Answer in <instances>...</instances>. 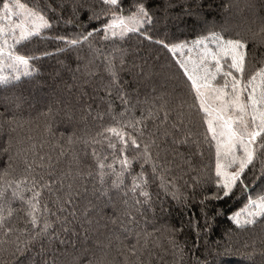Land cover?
Masks as SVG:
<instances>
[{"label": "snow or ice", "instance_id": "obj_1", "mask_svg": "<svg viewBox=\"0 0 264 264\" xmlns=\"http://www.w3.org/2000/svg\"><path fill=\"white\" fill-rule=\"evenodd\" d=\"M246 7L240 30L211 0H0V100L15 109L0 112V264H161L158 234L171 264H218L233 231L264 230V0ZM52 57L44 91L38 63ZM26 79L44 94L21 90ZM25 106H39V139ZM57 123L71 131L57 137ZM236 197L234 228L213 241L215 204ZM173 207L186 222L157 227ZM238 254L264 264V247Z\"/></svg>", "mask_w": 264, "mask_h": 264}, {"label": "trees", "instance_id": "obj_2", "mask_svg": "<svg viewBox=\"0 0 264 264\" xmlns=\"http://www.w3.org/2000/svg\"><path fill=\"white\" fill-rule=\"evenodd\" d=\"M24 2H27V0H24ZM249 2H255L260 3V0H211V8L214 13V16L217 20H223L227 19L231 24L235 25L238 29L242 30L245 26L251 24L252 15L250 10L246 7L247 3ZM229 4L230 7L225 10L222 5ZM99 46V45H97ZM44 47L47 48V50L51 51L53 46L45 45ZM264 51V50H262ZM85 52H87V49H85ZM56 59L57 57L52 58H45L42 59L39 63V65H43L42 69V75L39 77V82L41 85L44 86V91H48L47 85H51L53 83L52 77L50 75L52 67H55L56 65ZM59 59H63V57H59ZM131 60L132 57H129ZM101 62L99 60L96 61V64L99 65ZM75 67V65H73ZM138 70H133L130 68V65H126L124 70L121 71V83L124 84L127 87V90L129 92H132V88L135 87V84L133 82V78L135 75V72ZM101 76H104V79L107 80V76L100 72ZM63 79L67 81L69 84L73 83L71 76L65 74L63 76ZM46 82V84H45ZM155 82L157 83V86L160 84H163V77L157 76L155 77ZM96 83H99V80H96ZM147 84V87L142 86L140 88V94L141 98H143V93L145 91L151 90V83L145 82ZM36 81H29L24 80L20 85L19 88L21 90H27V91H33L38 95H43L44 92L39 91L38 87L36 86ZM93 86H89L86 88V91L89 93L91 97L95 99V103H93L92 99H89V96H85L83 99L86 103H93V109L96 108L97 104H99V96H103V91L95 90L94 91ZM10 91V90H9ZM135 95V93H132ZM8 95V92L4 90H0V97ZM115 93H113V96ZM117 104H119V101H116ZM7 107L8 111L5 113L6 115H12L14 109V105L9 102L8 104H5L3 100H0V112H5V108ZM103 105H101V108ZM39 111V106L33 109H28L27 106L23 109V116L25 118H32V124L31 127L33 129L32 134L37 137V139L41 138L42 128L38 127V121L35 119L37 116V112ZM19 114V113H18ZM95 114V113H93ZM107 119V117H105ZM95 124H99V121H95ZM56 127V136L59 137L60 133L65 132L67 129L68 131H71V128L67 123H57ZM77 127H82V125H78ZM29 128L28 124H25L22 129H18L17 132L11 133L13 137H16L17 135L23 136L27 133V130ZM9 132L7 126H5L2 130H0V148L4 146V142L8 139ZM45 151H48L49 148L46 147L44 149ZM0 159H6L5 156L0 155ZM91 194L89 193V198ZM245 203L244 198L242 197H236L230 200H224L221 202H217L215 204V207L218 209H222L223 214L218 216L215 223V229L212 233V240H220L225 233L229 229H233L234 225H232L231 221L228 219V217L235 211H238L241 207H243V204ZM109 213L112 212V209H108ZM157 223L156 226L159 227V225L165 221L169 223H175L179 224L181 220L187 219V214L185 213L184 216L181 215V210L176 209L175 207L172 208L170 213H160L159 209H157ZM147 219L149 220L148 224V231H152V224L151 221L153 219L152 213L147 214ZM141 226L143 225V218H141ZM109 227H112L109 225ZM103 231V229H101ZM159 235V243L160 247L157 248V252L160 254V256L163 257V261L161 264H171L172 261V255L170 250L165 251V249L168 248L167 241L164 238L163 235ZM103 238V237H102ZM156 237H153L155 239ZM181 239H184V237H181ZM191 240L192 237H189ZM231 243L233 246V250L231 252H226L223 250V246L220 249L221 254L217 257L218 264H245L243 261V258L238 253H243L245 251H251L253 245L257 250H259L261 247H264V230L261 229L260 225H257L254 229H248L245 231H233L232 233V239ZM248 245L247 248L244 246ZM256 260L259 261V256L256 257Z\"/></svg>", "mask_w": 264, "mask_h": 264}]
</instances>
